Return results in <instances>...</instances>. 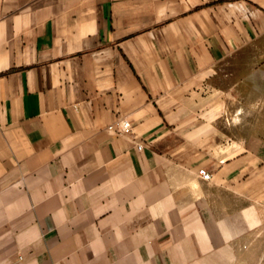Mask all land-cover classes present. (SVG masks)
Masks as SVG:
<instances>
[{
	"label": "crops",
	"instance_id": "obj_1",
	"mask_svg": "<svg viewBox=\"0 0 264 264\" xmlns=\"http://www.w3.org/2000/svg\"><path fill=\"white\" fill-rule=\"evenodd\" d=\"M258 250L264 0H0V264Z\"/></svg>",
	"mask_w": 264,
	"mask_h": 264
},
{
	"label": "built area",
	"instance_id": "obj_2",
	"mask_svg": "<svg viewBox=\"0 0 264 264\" xmlns=\"http://www.w3.org/2000/svg\"><path fill=\"white\" fill-rule=\"evenodd\" d=\"M109 130L111 132H116V133L121 134V135H130L133 132V126H132V123L129 120L122 119V120H119V121L111 124L109 126ZM143 148H144L143 145H139L138 146V149L140 151H142ZM199 174L201 175V177L204 180L209 181V180L212 179V174H210L205 169H201L199 171ZM263 263H264V255L262 256L261 261H260V264H263Z\"/></svg>",
	"mask_w": 264,
	"mask_h": 264
},
{
	"label": "rangeland",
	"instance_id": "obj_3",
	"mask_svg": "<svg viewBox=\"0 0 264 264\" xmlns=\"http://www.w3.org/2000/svg\"><path fill=\"white\" fill-rule=\"evenodd\" d=\"M258 252H259V254L261 255V258H262V256L264 255V250H262V251L261 250H258ZM260 261H261V259H260ZM259 264H260V262H259Z\"/></svg>",
	"mask_w": 264,
	"mask_h": 264
}]
</instances>
